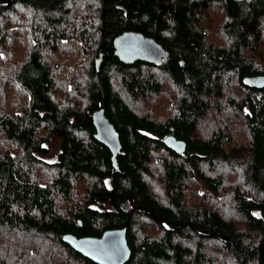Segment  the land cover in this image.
<instances>
[{
  "label": "trees",
  "instance_id": "16d2710c",
  "mask_svg": "<svg viewBox=\"0 0 264 264\" xmlns=\"http://www.w3.org/2000/svg\"><path fill=\"white\" fill-rule=\"evenodd\" d=\"M127 31L166 56L113 54ZM259 74L264 0H0V264H98L62 236L125 226L126 264H264Z\"/></svg>",
  "mask_w": 264,
  "mask_h": 264
},
{
  "label": "water",
  "instance_id": "95a60500",
  "mask_svg": "<svg viewBox=\"0 0 264 264\" xmlns=\"http://www.w3.org/2000/svg\"><path fill=\"white\" fill-rule=\"evenodd\" d=\"M113 54L127 62L135 60L159 63L166 56L164 47L153 37L139 31H127L118 36L114 43ZM98 68V62H97ZM244 81L256 88L264 87V74L245 76ZM92 120L95 138L108 147L114 166L117 167V155L121 150L120 136L114 124L105 115L104 108L93 111ZM166 143L175 151L182 153L186 142L173 135L165 138ZM127 227L105 230L100 236H81L67 233L62 236L64 242L74 250L98 264H126L131 256L127 242Z\"/></svg>",
  "mask_w": 264,
  "mask_h": 264
},
{
  "label": "rangeland",
  "instance_id": "374dc122",
  "mask_svg": "<svg viewBox=\"0 0 264 264\" xmlns=\"http://www.w3.org/2000/svg\"><path fill=\"white\" fill-rule=\"evenodd\" d=\"M45 146L47 148V152L38 153L37 155L45 161H49V162L55 161L60 152L61 137L59 135L52 136L51 139L47 143H45ZM104 206L107 207L108 205L104 202Z\"/></svg>",
  "mask_w": 264,
  "mask_h": 264
}]
</instances>
